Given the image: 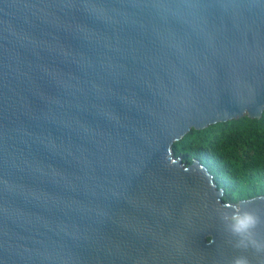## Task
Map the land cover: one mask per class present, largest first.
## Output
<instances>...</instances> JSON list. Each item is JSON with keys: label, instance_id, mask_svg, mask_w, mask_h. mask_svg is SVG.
Segmentation results:
<instances>
[{"label": "water", "instance_id": "obj_1", "mask_svg": "<svg viewBox=\"0 0 264 264\" xmlns=\"http://www.w3.org/2000/svg\"><path fill=\"white\" fill-rule=\"evenodd\" d=\"M263 112L264 0H0V264H264L172 149Z\"/></svg>", "mask_w": 264, "mask_h": 264}, {"label": "trees", "instance_id": "obj_2", "mask_svg": "<svg viewBox=\"0 0 264 264\" xmlns=\"http://www.w3.org/2000/svg\"><path fill=\"white\" fill-rule=\"evenodd\" d=\"M172 149L184 164L198 161L207 169L224 202L264 196V112L258 121L245 117L192 130Z\"/></svg>", "mask_w": 264, "mask_h": 264}, {"label": "clouds", "instance_id": "obj_3", "mask_svg": "<svg viewBox=\"0 0 264 264\" xmlns=\"http://www.w3.org/2000/svg\"><path fill=\"white\" fill-rule=\"evenodd\" d=\"M220 219L225 231L234 238V248L264 254V239L258 238V229L264 227V214L229 203L220 211ZM232 264H249V260L246 256H236Z\"/></svg>", "mask_w": 264, "mask_h": 264}]
</instances>
